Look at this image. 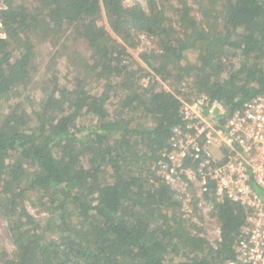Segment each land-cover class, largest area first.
<instances>
[{"label":"trees","instance_id":"16d2710c","mask_svg":"<svg viewBox=\"0 0 264 264\" xmlns=\"http://www.w3.org/2000/svg\"><path fill=\"white\" fill-rule=\"evenodd\" d=\"M4 3L0 209L15 250H1L0 264H224L234 258L245 207L216 203L222 239L212 244L183 217L157 162L181 121L183 83L233 110L264 93V0ZM140 34L157 44L141 56L147 67L129 48ZM71 38L85 50L69 45ZM43 46L50 48L45 55ZM191 50L198 51L195 61ZM62 57L70 83L61 82ZM30 86L43 97L27 96L25 104L20 98ZM34 190L49 213L44 220L26 206Z\"/></svg>","mask_w":264,"mask_h":264},{"label":"built area","instance_id":"2783aa9c","mask_svg":"<svg viewBox=\"0 0 264 264\" xmlns=\"http://www.w3.org/2000/svg\"><path fill=\"white\" fill-rule=\"evenodd\" d=\"M0 30L5 37L1 21ZM148 38L140 34L143 42ZM180 99L181 121L160 152L159 175L183 217L211 227L209 236L202 235L214 245L222 239L216 203L228 199L244 206L235 257L224 264H264V197L257 190L264 189V93L235 110L205 92Z\"/></svg>","mask_w":264,"mask_h":264},{"label":"rangeland","instance_id":"374dc122","mask_svg":"<svg viewBox=\"0 0 264 264\" xmlns=\"http://www.w3.org/2000/svg\"><path fill=\"white\" fill-rule=\"evenodd\" d=\"M125 3L127 5H134L135 3H140L142 4L144 7H147V0H125ZM4 0H0V6L4 5ZM194 5V3H193ZM196 6V5H194ZM197 7V6H196ZM195 7V11H196V8ZM196 15L198 16V18H202L201 15L199 14L198 11H196ZM104 16L100 18V21L104 22ZM75 43L72 42V38H71V42L69 43V45H72L77 48H79V50H82L84 51L85 48L83 45H81L80 43L79 44H76L74 45ZM157 47V44H156V41H154L152 38H148L147 41L143 42L141 39H140V36L137 38V45L135 47H129L130 48V51L132 53V57L133 59L135 60H138L140 61L141 63H143V65L145 67H147V64H145V62H143L141 56L143 54V52H146V51H149L151 49H154ZM50 48H48L47 46H43L42 47V54H47L48 51H49ZM198 56V51L196 50H191L189 53H188V57L191 58L192 61H195L196 58ZM67 58L66 57H62L60 59V63H59V66H58V72H59V75H60V78H61V82L62 83H66V82H71V75L69 74V69H67V66H66V60ZM190 59H188L187 61H190ZM42 73L40 72L38 74L37 77H42ZM149 81H150V77H145L142 79V83L145 84V85H148L149 84ZM40 82V81H39ZM166 87H171V88H174V86H171L169 84V82H166L164 83ZM33 85V84H32ZM37 86V85H36ZM39 87V85L37 86ZM192 88V84L191 85H187L186 86V89L184 88H180L182 90V96L183 95L185 96V94L187 93L188 95L185 96V97H190L191 95H194L195 92H192L191 90ZM185 93V94H183ZM37 94V95H36ZM27 96H32V97H36L38 99H41L43 97V94H41L36 88H33V86H30V88L28 89H25L23 91V94H22V97L20 98V100H25V104L27 103L26 100H27ZM180 96V95H179ZM8 104L9 103H5V107L7 108L8 107ZM29 108V107H28ZM87 119L88 118H83L82 119V122L83 123H88L87 122ZM32 169H30L29 172H31ZM261 194H264V189H257ZM39 194L37 191H30L28 193V198L26 199V206L28 208V210L34 215L36 216L39 220H44L48 215V211L46 210V208H44L42 205L39 204V198H38ZM264 197V196H263ZM202 227V231H201V234L205 235L207 237L208 235V230L210 231L211 227L208 226V225H205V223L203 224ZM210 235V233H209ZM208 235V236H209ZM1 250L7 252L9 255H12L14 250H15V244H14V240H13V236H12V233L10 231V228L8 226V223H7V219L5 218V216L3 215L1 209H0V252Z\"/></svg>","mask_w":264,"mask_h":264}]
</instances>
